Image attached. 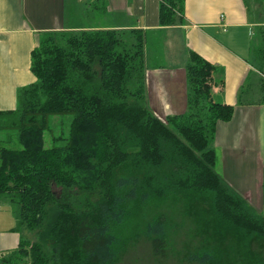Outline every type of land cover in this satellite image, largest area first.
I'll list each match as a JSON object with an SVG mask.
<instances>
[{
  "label": "trees",
  "instance_id": "1",
  "mask_svg": "<svg viewBox=\"0 0 264 264\" xmlns=\"http://www.w3.org/2000/svg\"><path fill=\"white\" fill-rule=\"evenodd\" d=\"M185 1L160 0V26L184 22ZM146 42L136 29L40 39L35 83L0 111V201L21 235L0 264H123L142 246L151 264H264V210L216 169L217 126L235 112L213 97L220 71L191 52L187 111L161 119L147 98ZM66 117L56 137L54 119Z\"/></svg>",
  "mask_w": 264,
  "mask_h": 264
},
{
  "label": "crops",
  "instance_id": "2",
  "mask_svg": "<svg viewBox=\"0 0 264 264\" xmlns=\"http://www.w3.org/2000/svg\"><path fill=\"white\" fill-rule=\"evenodd\" d=\"M183 14L182 24L162 27L160 0H0V111L16 109L18 92L35 83L32 52L45 34L142 30L146 48L156 38L163 50V65L153 66L146 50L147 98L159 118L187 111L191 52L218 68L213 97L235 112L217 126L216 169L264 210V94L254 63L264 36V0H186ZM16 226L12 208L0 201V262L20 245Z\"/></svg>",
  "mask_w": 264,
  "mask_h": 264
},
{
  "label": "rangeland",
  "instance_id": "3",
  "mask_svg": "<svg viewBox=\"0 0 264 264\" xmlns=\"http://www.w3.org/2000/svg\"><path fill=\"white\" fill-rule=\"evenodd\" d=\"M158 39L152 38L150 40V44L148 43V47L146 48L148 53V61L150 63V66L153 65H163V50L161 49V43H158ZM147 63V62H146ZM54 120L58 121V126L55 129L54 128V135L56 137H61L64 134L67 136V132L69 130V124L71 121L70 117L66 118H55ZM55 124V123H54ZM48 136V135H47ZM5 136H2L0 139H4ZM63 142H60L59 145H62ZM148 249L145 246L139 247L136 249L135 252H132V255L127 257L126 260H124L123 264H151L150 258L147 256Z\"/></svg>",
  "mask_w": 264,
  "mask_h": 264
}]
</instances>
